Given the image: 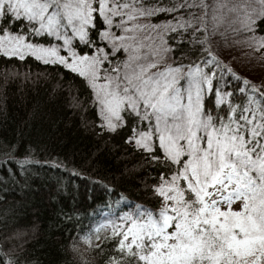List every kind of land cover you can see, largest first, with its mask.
Masks as SVG:
<instances>
[{"label":"snow or ice","instance_id":"6c2138e0","mask_svg":"<svg viewBox=\"0 0 264 264\" xmlns=\"http://www.w3.org/2000/svg\"><path fill=\"white\" fill-rule=\"evenodd\" d=\"M202 6L198 19L203 31L211 28L210 35L225 22L239 24L235 31L254 32L256 20L264 21V0H211ZM158 11L169 10L138 7L137 0H0L5 23L13 17L27 21L37 34L63 40L68 50L73 38L92 47L95 36L108 48L65 57L55 47L25 43L22 35L0 28V55L21 60L31 55L77 72L94 90L109 130L125 114L139 117L150 130L129 142L175 166L154 190L158 210H141L113 225L119 255L110 264H264V92L244 80L253 95L240 88L243 99L230 100L232 91L213 87L212 67L220 63L214 55L203 61L207 72L199 64L185 69L165 63L162 53L170 49H152L138 35L150 26H130ZM114 27L124 34L116 35ZM163 27L175 31L184 24ZM250 41L264 48V36ZM118 52L127 53L119 64L109 59ZM209 94L219 111L205 106Z\"/></svg>","mask_w":264,"mask_h":264},{"label":"trees","instance_id":"16d2710c","mask_svg":"<svg viewBox=\"0 0 264 264\" xmlns=\"http://www.w3.org/2000/svg\"><path fill=\"white\" fill-rule=\"evenodd\" d=\"M137 3L168 9L166 0ZM179 10L146 18H176ZM6 19H0L3 30L46 40V34L29 30V22ZM254 29L264 35V21L256 20ZM89 31L91 36L95 30ZM187 33L165 32L167 56L187 47ZM94 38L92 47L73 38L72 48L108 50L105 41ZM193 62H200L199 54L188 61ZM230 78L224 88L238 102L244 95L238 92L240 81ZM92 94L85 78L63 64L0 55V264H110L119 255L113 225L120 214L135 207L159 209L154 190L175 166L129 143L133 130L146 129L138 117L125 114L115 131L102 128ZM205 106L219 111L211 94Z\"/></svg>","mask_w":264,"mask_h":264},{"label":"rangeland","instance_id":"374dc122","mask_svg":"<svg viewBox=\"0 0 264 264\" xmlns=\"http://www.w3.org/2000/svg\"><path fill=\"white\" fill-rule=\"evenodd\" d=\"M167 5L166 8H168L169 11H173L174 9H178L179 13L177 14V17L174 18V15L170 16L169 18H165L163 20H160L159 22H151L146 17L138 18L135 21L131 22L130 26H135V24L140 25H149L150 27L146 28L143 32L138 33L139 37L143 40V43L146 46L151 47L152 49H155L157 47H166V45L163 42V35L165 34L168 29H165L163 25L171 24L174 27L178 26L179 24H184L183 28L176 27V29L179 30H186L188 33V36L186 38L187 40V47H185L182 51H177L176 55H173L172 57L167 56L165 53H162V55L165 57V63L171 64L172 66L177 65H183L185 69L189 68L190 66H195L199 64L201 67L204 68V70L207 72L206 67L203 64V61L207 59H211V56L214 55L220 63L218 65H214L212 67V70L217 72V77L215 81V88L219 87L220 90L227 92L228 90L225 87L226 83V77L230 76L231 80H237L240 81V88H245L247 91L246 86L243 84L244 80H248L250 82V85H255L256 87H264V48H260L257 50V48L253 45L250 46V37L256 36H264L263 34H259L256 31L254 32H247V31H235V28H239V24H235L232 26H229L228 22H225V24L217 31L214 35H210L211 28H209V31H203L204 24L198 19L203 16V3H210L211 0H166ZM138 4V3H137ZM140 7V5L138 6ZM150 9L149 5L143 6ZM119 18L117 17L114 20V24L117 22ZM191 22V26H189V23ZM152 25H156L157 27L153 28ZM254 27V26H253ZM197 28L201 30H196ZM29 30L37 34L35 28L30 23ZM113 32L116 33V35H122V33L119 29L113 28ZM12 34V35H22L24 37L25 43H31L35 46H42L45 48H51L55 47L59 50V54L61 56H69L70 51H75L73 48L71 50H68V47L63 44V40H57L53 36H49L47 33L46 40L41 39L39 41H33L31 39H27L24 33L21 32H13L8 29H4V34ZM68 36L72 37L71 31L68 32ZM151 37V39H147L146 37ZM48 37L51 38L50 41H48ZM203 41V42H202ZM195 44V45H194ZM101 48H104L103 46H100ZM211 51V55H209V51ZM147 50V48L145 49ZM96 49L93 50L90 53H79L76 51L78 55H93L95 53ZM195 53V54H194ZM194 54V55H193ZM200 56V62H193L191 64L188 63V61L193 60V57L195 55ZM127 57V53L121 54L119 58L115 57H109L110 60L115 61V63L119 64L121 63L125 58ZM105 68H109V66L106 64ZM230 69L231 71H228ZM103 70L101 72V75L103 76ZM239 77V79H237ZM103 79L98 81V83H103ZM230 81H228L229 83ZM92 103L96 107L99 118H100V126L102 128H107L105 126V121L103 117L100 115V107L98 105V102L96 100L95 92L92 89ZM249 94H253L250 91ZM139 118V117H138ZM140 119V118H139ZM150 130V129H145ZM142 129H135L133 130L131 136L128 138L129 141H133L136 138V133L145 131ZM133 144L134 142H129ZM159 205L161 206V200L159 201ZM145 210L142 207H135L130 208L126 210L123 214H120L119 222L117 224L122 223V217L127 215H135L138 211ZM149 211V210H148ZM108 215V214H107ZM111 216V214H109ZM109 219H105L102 222H107Z\"/></svg>","mask_w":264,"mask_h":264}]
</instances>
